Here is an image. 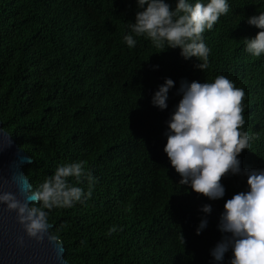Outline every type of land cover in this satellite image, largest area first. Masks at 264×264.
I'll list each match as a JSON object with an SVG mask.
<instances>
[{
	"label": "trees",
	"instance_id": "obj_1",
	"mask_svg": "<svg viewBox=\"0 0 264 264\" xmlns=\"http://www.w3.org/2000/svg\"><path fill=\"white\" fill-rule=\"evenodd\" d=\"M228 4L203 34L210 55L201 72L195 58L143 36L126 45L135 0H0V122L33 160L26 177L36 186L57 166L83 161L96 180L85 203L49 216L69 264H214L223 205L247 190V177L225 175L224 198L210 201L178 184L163 147L180 81L223 75L245 93L241 131L252 148L241 168L264 169V55L248 54L243 40L256 35L247 17L264 12V0ZM166 78L175 86L161 111L151 98Z\"/></svg>",
	"mask_w": 264,
	"mask_h": 264
},
{
	"label": "clouds",
	"instance_id": "obj_2",
	"mask_svg": "<svg viewBox=\"0 0 264 264\" xmlns=\"http://www.w3.org/2000/svg\"><path fill=\"white\" fill-rule=\"evenodd\" d=\"M134 20L128 24L124 42L136 46L134 37L143 36L164 49H179L184 60L195 58L194 65L201 72L208 68L210 49L203 34L213 29L222 15L229 12L228 0H135ZM247 24L258 29L255 36L244 38V50L253 57L264 55V12L247 17ZM230 78V74H228ZM231 78H236L231 75ZM175 82L166 78L151 98V104L167 109L168 93ZM181 97L169 119L164 133L163 152L170 166L179 175L178 184L201 194L210 201L223 199L225 175L247 177V190L238 192L225 201L217 225L220 241L210 249L214 264H223L226 253H231L228 264H264V169H242L239 156L251 150V137L241 131L245 124L242 101L245 93L225 76L213 82L181 80L177 89ZM24 176V175H23ZM26 180V176H25ZM75 180V184L71 183ZM12 183L13 178L6 179ZM96 183L83 161L57 166L38 185L17 184L16 191L0 192V205L14 212L22 235L17 236V259L39 264L32 254V245L45 240L61 249L63 244L49 221L55 209L72 208L85 203ZM87 185V191L80 185ZM207 216L210 204L200 209ZM202 218L196 235L207 227ZM116 229L109 230V235Z\"/></svg>",
	"mask_w": 264,
	"mask_h": 264
},
{
	"label": "water",
	"instance_id": "obj_3",
	"mask_svg": "<svg viewBox=\"0 0 264 264\" xmlns=\"http://www.w3.org/2000/svg\"><path fill=\"white\" fill-rule=\"evenodd\" d=\"M32 162V158L17 146L0 122V192H15L17 184L26 186L30 183L27 177L25 180L23 169ZM11 177L13 182L6 183V179ZM22 234L16 223L15 213L5 211L4 206L0 205V264H29L28 261L16 258L18 252L15 240ZM31 251L39 264H69L64 258V246L61 258V249L54 242L45 240L40 245H32Z\"/></svg>",
	"mask_w": 264,
	"mask_h": 264
}]
</instances>
